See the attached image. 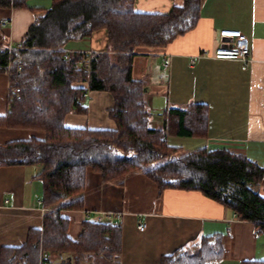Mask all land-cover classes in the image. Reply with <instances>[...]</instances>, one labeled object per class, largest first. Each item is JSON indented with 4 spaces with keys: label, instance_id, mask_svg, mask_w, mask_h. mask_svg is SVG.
Here are the masks:
<instances>
[{
    "label": "trees",
    "instance_id": "obj_1",
    "mask_svg": "<svg viewBox=\"0 0 264 264\" xmlns=\"http://www.w3.org/2000/svg\"><path fill=\"white\" fill-rule=\"evenodd\" d=\"M200 2L181 0L167 12H145L134 8V0H51L33 8L20 48L9 51L0 45V72H7L9 85L18 89L17 96L8 91L0 127L40 133L0 142V166L40 164L44 207L40 228H29L20 244L0 246V264H39L40 249L54 264H94L95 257L119 264L120 224L84 219L76 238L67 234L69 219L60 210L81 208L87 168L103 181L142 168L159 191L198 190L252 222L257 231L264 230V194L251 187L264 168L223 146L183 150L170 144L167 135L205 136L208 106L193 101L171 106L164 110L162 124L152 127L145 83L131 75L135 47L164 46L193 28ZM0 7H27V0H0ZM99 28L106 30L105 50L93 51L89 58L83 52L64 57L68 41L89 37ZM87 90L111 94L113 127L64 123L67 113L86 110ZM222 256V233L213 232L162 254L158 264H211Z\"/></svg>",
    "mask_w": 264,
    "mask_h": 264
},
{
    "label": "crops",
    "instance_id": "obj_2",
    "mask_svg": "<svg viewBox=\"0 0 264 264\" xmlns=\"http://www.w3.org/2000/svg\"><path fill=\"white\" fill-rule=\"evenodd\" d=\"M50 2L27 0V7H0V45L17 44L33 20V8ZM180 2L134 0V8L167 12ZM221 28L239 29L247 36L248 61L212 56ZM106 39V30L99 28L89 37L68 41L64 48L70 54L103 51ZM131 75L145 83L152 127L162 124L163 112L171 106L183 107L192 101L208 106L207 134L167 135L170 144L183 150L223 146L264 168V0H201L193 28L164 46L135 47ZM9 86L8 73L0 72V113L8 108ZM84 104V112L66 114V125L113 127L109 92L87 90ZM31 134L40 136L36 131L0 127V142ZM40 169V164L0 166V246L20 244L29 228L41 227ZM251 187L264 194V175ZM81 197V208L60 210L69 219L68 236H78L84 219L97 220L110 213L105 220L121 227L119 264H158L162 254L213 232L222 233L223 256L211 264L264 260V230L257 231L252 222L239 219L230 208L198 190L166 187L159 191L142 168L111 181H103L98 172L87 168ZM5 198L8 202L3 204ZM138 219L145 222L143 229L137 227ZM102 263V258H94V264Z\"/></svg>",
    "mask_w": 264,
    "mask_h": 264
},
{
    "label": "built area",
    "instance_id": "obj_3",
    "mask_svg": "<svg viewBox=\"0 0 264 264\" xmlns=\"http://www.w3.org/2000/svg\"><path fill=\"white\" fill-rule=\"evenodd\" d=\"M6 48L10 51L14 48H20V43L14 45H7ZM84 53V55L89 58L92 51L91 50H85L81 51ZM248 55H249V45H248V38L247 36L240 31L239 29L234 28H221L218 30V38L216 45L214 46L212 50V56L215 58H235L240 59L242 61H248ZM64 57L66 59L70 58V53L65 51ZM193 61V59H191ZM84 64L88 66V60L86 59L84 61ZM162 65L167 66L168 62L165 58H162ZM21 69V65H17V70L19 71ZM9 91L14 94L18 95V89L13 86H9ZM8 202V199L5 198L3 200V204H6ZM1 205V204H0ZM110 213L101 214L97 220H105L106 217H108ZM235 216H237L234 213ZM137 227L139 229H143L145 227V222L142 220H137ZM39 264H54L52 259L50 258V255L47 251L40 249L39 251Z\"/></svg>",
    "mask_w": 264,
    "mask_h": 264
},
{
    "label": "rangeland",
    "instance_id": "obj_4",
    "mask_svg": "<svg viewBox=\"0 0 264 264\" xmlns=\"http://www.w3.org/2000/svg\"><path fill=\"white\" fill-rule=\"evenodd\" d=\"M102 259H103V258H102ZM64 264H66L65 261H64ZM102 264H109V262L103 259V263H102Z\"/></svg>",
    "mask_w": 264,
    "mask_h": 264
},
{
    "label": "water",
    "instance_id": "obj_5",
    "mask_svg": "<svg viewBox=\"0 0 264 264\" xmlns=\"http://www.w3.org/2000/svg\"><path fill=\"white\" fill-rule=\"evenodd\" d=\"M67 264H70L69 262Z\"/></svg>",
    "mask_w": 264,
    "mask_h": 264
}]
</instances>
